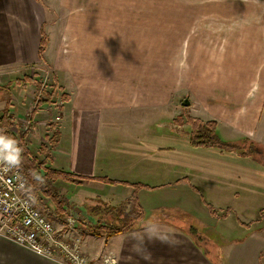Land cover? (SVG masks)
I'll return each mask as SVG.
<instances>
[{
    "label": "crops",
    "instance_id": "0c3cea01",
    "mask_svg": "<svg viewBox=\"0 0 264 264\" xmlns=\"http://www.w3.org/2000/svg\"><path fill=\"white\" fill-rule=\"evenodd\" d=\"M40 14L33 0H0V95L10 91L12 113H22L25 118L30 116L32 123L38 126H46L47 123L43 118L37 120L36 112L48 113L50 107L61 106V111L50 122L57 118L55 130L58 142L52 148L49 165L62 172L91 178L85 181L77 179L71 184L65 182L64 185H86L99 192L106 190L109 196L112 195L109 200L117 197L121 201L128 200L135 193L136 184L148 186L136 189L137 207L142 210V216L133 221L134 227L128 232L97 237L83 234L80 228V249L83 254L95 264H102L104 259H111L114 264H215L209 259L205 245H201L207 237L205 224H213L215 232L222 238L245 231V237L236 241L228 239L230 243H225L221 248L227 246L232 255L249 250L259 258V236L263 234L264 228H258L257 221L247 226L235 221V227L230 221L235 214L239 221L248 223L237 215L239 192L245 186L250 189L249 184L252 182L251 173L243 172L241 167L240 162L245 159L240 157L241 150L238 147H234V150H222L216 146L192 147L184 125L179 127L173 122L170 127L179 130L180 136L175 144L168 147L163 145L161 131L157 134L155 123L147 124L144 117L146 112L152 116L161 114L162 102L151 103H157L158 107H142L146 102L145 92L138 94L136 90L130 91L132 84H139L136 81L144 79V75L129 76L128 73H119L121 69L114 72L108 68L114 59L118 60L119 65H140L144 57L139 54L136 57L133 51H129V46H119L114 41L109 42V45L100 44L97 32L92 31V25L77 24L74 28L77 40L73 46H69L72 52L69 48L65 53L60 49L53 63L46 58V54L45 61H41L37 52L40 23L37 24L35 17H40ZM104 38L108 37L105 35ZM59 47L63 48V45ZM99 61L105 64L100 75L97 74ZM236 64V61L231 62V67L237 71ZM49 66L60 88L59 94H63V101L59 99L55 104L44 102L48 92L45 83L42 86L46 77L44 67ZM34 69L42 71L41 75L36 74L38 78L44 77L42 82L39 80L41 84L34 78ZM29 70H33V76L28 73ZM23 76H31L33 84L41 85L42 95L39 98L33 100L34 96L30 93L32 83L6 87L8 82ZM257 80L260 81L259 85L255 84ZM247 85L250 88L243 93ZM196 91H200V98H205V106L201 107L199 103L192 110L194 118L215 122V130L219 131L223 141L227 140L225 142L235 144L248 137L247 140L264 146V120L261 122L264 116V74L250 78L239 72H230L222 75L218 83L207 81L205 89ZM250 93H257L258 96L250 101L248 107H243ZM116 118H121V121ZM168 120L171 122L170 118ZM152 122H156L155 117ZM116 125L120 131H115ZM47 135H44L45 139ZM205 154L217 157L219 165L211 168L209 159L205 162ZM196 164L203 165L197 167ZM178 186L186 187L183 206L207 218L206 222L205 219L201 221L193 218L202 223L200 227L186 221L177 222L167 217L163 219L161 215H155L157 212L143 207L141 193L145 190L154 193L156 188L174 190ZM203 193L219 194V198L213 196L215 204L219 205L208 203ZM207 204L221 212L227 208L231 211L226 217H213ZM117 205L113 203L111 206ZM145 210L151 215L146 217ZM190 228H194L201 237L199 243L190 234ZM150 231L168 237L169 242L149 239ZM68 235L72 234L68 232ZM0 264L64 263L59 258L37 255L0 236Z\"/></svg>",
    "mask_w": 264,
    "mask_h": 264
},
{
    "label": "rangeland",
    "instance_id": "374dc122",
    "mask_svg": "<svg viewBox=\"0 0 264 264\" xmlns=\"http://www.w3.org/2000/svg\"><path fill=\"white\" fill-rule=\"evenodd\" d=\"M33 3L41 11L40 17L35 15L37 24L40 23L39 36H41V28H44L48 37L43 61H45L46 54V58L53 63L60 49L65 53L69 46L74 45V41L77 40L74 28L77 24L92 25L94 28L92 31L97 32V41L100 44L109 45V42L114 41L119 46H129V51H133L136 57L137 54L144 57L145 60L140 65H119L118 60L114 59L108 68L114 72L121 69L119 73H128L129 76L144 75V79L136 81L139 84H132L130 91L136 90L138 94L145 92L146 102L142 107H158L157 103H151L162 102L161 114L155 113V116H152L146 112L144 117L147 124L155 123V130L157 134H160L161 131V142L167 147L175 144L180 136L179 130L175 131L170 127L172 122L175 124L174 120L177 126L184 125L183 128L189 134L196 132L195 128L199 122L200 124L208 122L194 118L191 114L199 103L201 107L205 106V98H200L198 96L201 95L200 91H196L205 89V82L218 83V79L222 78V75L230 72H239L250 78L264 74V0H33ZM105 35L108 37L107 39L104 38ZM60 44L63 45V48L59 47ZM69 50L72 52L71 48ZM154 60L157 62L154 63ZM232 61L237 62V71L231 67ZM97 65V74L100 75L105 64L99 61ZM50 67H44L45 79L43 76L41 78L36 76V74H42L40 69L39 71L34 69V76H36L34 78L41 82L44 79L42 86L44 83L47 86L49 102L55 104L60 100L63 101V94H59L60 88L52 76ZM32 71L29 70L28 73L32 75ZM192 77L194 79L191 81ZM33 81L32 78L33 89L30 93L34 96V100L42 95V87L33 84ZM191 82H193V88ZM259 82L257 80L255 84L259 85ZM248 85L243 88V93H246L250 88ZM9 92H2L0 95V113L6 99L12 98H10ZM12 96L15 97V94ZM257 96V93H250L245 99L243 107H248L250 101ZM184 100H188L189 106L181 105ZM50 108L49 111L45 109L48 113H35L36 119L43 118V121L47 123L46 126H38L36 123H32L30 116L25 118L24 114L14 111L17 120L15 119L7 136L17 138V135H22V138L15 139L18 144L22 141V145L29 148L33 157L38 161L46 162L47 160L45 166L53 169L49 165V161H51L52 148L55 146L52 141L57 137L55 130L58 123L57 118L52 123L50 122L57 116L58 111H61V106ZM18 109L17 105L16 110ZM154 117L156 122H152ZM169 118L171 122H168ZM116 120L121 121V118H116ZM195 120H197V124ZM263 120L264 116L261 118V122ZM115 131H120L118 125H116ZM200 132L205 134V129ZM46 133L48 138L45 139ZM214 135V142L222 144L227 141L222 140L223 138L217 130ZM247 139L249 138H243L241 142L233 145L241 150L240 157L245 158L240 162L243 172H250L252 175L250 189L246 186L242 187L237 204L239 205L237 215L242 221L248 223L239 221L235 214L230 218V221L234 227L237 220L239 224H244L243 226L257 221L258 228L263 229L264 146L257 145L258 143ZM238 150L235 154L238 153ZM208 159L211 168L219 165L217 157L205 154V162ZM201 165L203 164H196L197 167H201ZM46 182L51 189L52 196V192H55L54 200L42 198L37 201L38 207L53 222L59 233L70 232L72 234L70 237L79 238L80 245L82 243L80 228L83 230L81 231L83 234H90L89 231L97 225L118 227L120 220L123 219L124 214L129 212L131 206L128 205L127 200L121 201L117 197L109 200L108 198H111L112 195L110 194V197L106 190L99 192L86 185L74 186L70 185L71 183L64 185L65 180L62 179ZM185 193L186 187L181 186L174 190L156 188L154 193L147 190L141 193V196L143 195L141 201L145 209L157 212L155 215H161L163 219L167 217L177 222L186 221L200 227L202 223L193 220V218L201 221L205 219V222L207 218L201 214L192 213V208L183 206ZM168 195L172 197L169 198ZM203 195L210 204L216 203L213 196H219V194L208 193H203ZM113 203L119 205L111 206ZM230 211L229 208L222 212L215 209V215H211L226 217ZM134 213L142 214V210L135 207ZM145 214L148 217L151 212L145 210ZM68 217L75 218V223L70 229L67 224ZM81 225L85 227L83 228ZM226 225L229 227V223ZM132 226L134 227V225ZM214 227L213 224H205L207 237H205V242H201V245H205L209 259L215 264L223 262L225 264H264V232L259 236L261 246H259L258 258L249 250L246 253L232 255L227 246L225 249L221 248L226 245L225 243H230L228 239L236 241L245 237V231L243 234H227V237L222 238L215 232ZM209 246L211 247L209 248Z\"/></svg>",
    "mask_w": 264,
    "mask_h": 264
},
{
    "label": "built area",
    "instance_id": "2783aa9c",
    "mask_svg": "<svg viewBox=\"0 0 264 264\" xmlns=\"http://www.w3.org/2000/svg\"><path fill=\"white\" fill-rule=\"evenodd\" d=\"M68 218L70 229L75 218ZM58 233L38 207L21 168L0 159V236L42 257L59 258L64 264H95L81 251L79 238ZM103 264L114 262L104 259Z\"/></svg>",
    "mask_w": 264,
    "mask_h": 264
},
{
    "label": "trees",
    "instance_id": "16d2710c",
    "mask_svg": "<svg viewBox=\"0 0 264 264\" xmlns=\"http://www.w3.org/2000/svg\"><path fill=\"white\" fill-rule=\"evenodd\" d=\"M40 1V0H37ZM48 37L45 33L44 28H41V36L39 40V46H38V57L41 61L44 60V52L46 49ZM32 83L31 76H23L20 79H15L13 81H10L7 83L6 87L9 85H18V86H26L27 84ZM49 101V93L46 94V99L44 102ZM39 104L41 102H38ZM12 104L10 100L7 98L4 104V107L1 110L0 113V134L7 135V133L10 131L11 126L15 122V115L12 113ZM38 107V104H37ZM37 109V108H35ZM175 124L176 121L174 120ZM197 120H195V123ZM197 124V123H196ZM51 125V124H49ZM198 126L195 128L196 132H191V134L188 133V139L189 143L194 147H218L223 150H229L234 148L233 144H230L228 142H223L222 144L214 142L215 139L214 132L215 130V122L208 121L205 122V124H197ZM205 129V134L200 132V130ZM211 133L209 134V132ZM193 133V135H192ZM56 135V134H54ZM23 136H18L17 138H22ZM48 138V137H47ZM21 141V140H20ZM53 145H55L58 142V135L55 140L52 141ZM20 147H22L23 151L21 154V161L18 164V166L21 168L23 174L25 175L28 185L30 187V191L33 194L36 201H40L42 198H48L50 201L51 199L54 200V193L52 192L53 196L51 195V189L46 181H54L57 179L65 180V182L73 183L74 181H80L83 179H91V178H84L80 176H75L74 174L53 170L45 166L47 163L45 161H38L35 157H33L30 152L29 148L26 145H22V141L20 144H18ZM258 145V144H257ZM233 146V147H232ZM48 159V158H47ZM50 160V159H49ZM141 187H148L145 185H139L136 184L135 186V193L131 195V197L127 200L129 207V212L127 214H124L123 219L120 220L118 227H111L106 225H97L93 227L89 232L93 236H106L111 237L116 234L125 233L128 232L130 229H132L133 221H136L139 219L142 214H133V209L136 207L138 209V197H137V191L136 189H140ZM57 196V194H56ZM54 204V202H53ZM55 206L58 208L57 204ZM56 208V209H57ZM207 208L209 210V213L212 215H215V209L207 204ZM63 209V207H62ZM64 210V209H63ZM238 221V220H237ZM242 224V223H241ZM96 225V224H95ZM244 225V224H242ZM250 225V224H247ZM190 234L195 238L196 242L201 240V237L197 234L194 228H190Z\"/></svg>",
    "mask_w": 264,
    "mask_h": 264
},
{
    "label": "clouds",
    "instance_id": "9594fccd",
    "mask_svg": "<svg viewBox=\"0 0 264 264\" xmlns=\"http://www.w3.org/2000/svg\"><path fill=\"white\" fill-rule=\"evenodd\" d=\"M22 151V147L14 138L0 134V159L5 160L9 165H18L22 158ZM152 238L159 239L162 243L169 242L168 237L150 231L149 239ZM140 243L142 244V241Z\"/></svg>",
    "mask_w": 264,
    "mask_h": 264
},
{
    "label": "water",
    "instance_id": "95a60500",
    "mask_svg": "<svg viewBox=\"0 0 264 264\" xmlns=\"http://www.w3.org/2000/svg\"><path fill=\"white\" fill-rule=\"evenodd\" d=\"M183 107L189 106L188 100H184L181 104Z\"/></svg>",
    "mask_w": 264,
    "mask_h": 264
}]
</instances>
